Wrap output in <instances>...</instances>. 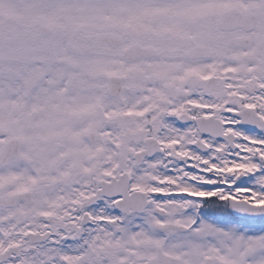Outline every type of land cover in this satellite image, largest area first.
<instances>
[{
	"label": "snow or ice",
	"instance_id": "1",
	"mask_svg": "<svg viewBox=\"0 0 264 264\" xmlns=\"http://www.w3.org/2000/svg\"><path fill=\"white\" fill-rule=\"evenodd\" d=\"M0 264H264V0H0Z\"/></svg>",
	"mask_w": 264,
	"mask_h": 264
}]
</instances>
